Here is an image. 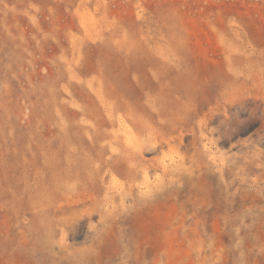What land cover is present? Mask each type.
<instances>
[{
	"label": "rangeland",
	"instance_id": "rangeland-1",
	"mask_svg": "<svg viewBox=\"0 0 264 264\" xmlns=\"http://www.w3.org/2000/svg\"><path fill=\"white\" fill-rule=\"evenodd\" d=\"M0 264H264V0H0Z\"/></svg>",
	"mask_w": 264,
	"mask_h": 264
}]
</instances>
